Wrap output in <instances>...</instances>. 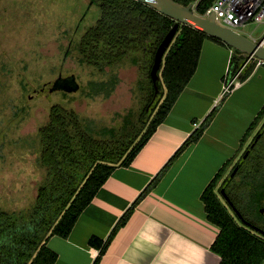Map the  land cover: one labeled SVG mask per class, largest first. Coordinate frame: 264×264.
I'll return each mask as SVG.
<instances>
[{"label":"trees","instance_id":"trees-1","mask_svg":"<svg viewBox=\"0 0 264 264\" xmlns=\"http://www.w3.org/2000/svg\"><path fill=\"white\" fill-rule=\"evenodd\" d=\"M174 1L183 6L193 4L195 13L204 15L214 0ZM93 4L99 9L96 22L81 34L78 29L74 33L77 62L97 73L124 64L136 66L141 106L137 112L130 110L123 115L122 124L137 117L141 125L136 133L125 137L119 126L95 127L65 104H52L46 120L35 133V167L41 178L34 186L29 204L14 209L0 203V264H55L57 254L48 248L47 242L54 236L67 239L81 213L114 170L130 166L195 73L203 42L213 41L233 50L217 39L180 24L163 56L155 91L150 78L154 54L175 22L135 0H93ZM246 59L247 55L233 50L227 76H233ZM255 65V61L249 62L239 81H244ZM1 73L4 74V70ZM54 82L44 84L42 89L28 96L52 93L50 87ZM115 84V77L89 81L84 95L107 98ZM224 99L199 122L119 218L109 236L104 240L97 237L88 240V245L98 251L93 264L99 263L135 205L156 186L171 164L199 141ZM263 118L264 106L241 139V150L245 151L238 160L227 161L200 196L207 220L218 228L210 246L211 252L219 257L218 264H264Z\"/></svg>","mask_w":264,"mask_h":264},{"label":"crops","instance_id":"crops-1","mask_svg":"<svg viewBox=\"0 0 264 264\" xmlns=\"http://www.w3.org/2000/svg\"><path fill=\"white\" fill-rule=\"evenodd\" d=\"M257 28L248 38L256 41ZM232 52L203 42L198 65L175 105L129 167H118L84 209L67 239L51 237L55 264H93L98 251L91 237L106 239L119 218L148 183L215 107L229 71ZM264 106V65L240 81L225 97L199 141L167 169L156 186L133 208L98 264H218L210 246L218 228L210 223L200 196L229 160L241 150V139Z\"/></svg>","mask_w":264,"mask_h":264},{"label":"rangeland","instance_id":"rangeland-1","mask_svg":"<svg viewBox=\"0 0 264 264\" xmlns=\"http://www.w3.org/2000/svg\"><path fill=\"white\" fill-rule=\"evenodd\" d=\"M90 1L0 0V203L14 209L29 204L41 178L35 167V133L52 104H65L95 127L119 126L125 137L141 125L137 117L122 124L123 115L141 106L136 66L124 64L97 73L77 62L75 30L81 34L99 16ZM258 27L262 28L249 25L237 30L248 37ZM112 77L116 84L107 98L84 95L89 81ZM59 78L73 82L68 89L57 87L43 97L28 96Z\"/></svg>","mask_w":264,"mask_h":264},{"label":"water","instance_id":"water-1","mask_svg":"<svg viewBox=\"0 0 264 264\" xmlns=\"http://www.w3.org/2000/svg\"><path fill=\"white\" fill-rule=\"evenodd\" d=\"M135 1L154 9L159 14L164 15L175 22L159 43L154 54L153 64L150 70V78L155 91H157V82L160 79L159 70L163 56L173 41L180 24L194 28L211 38L225 43L233 50L243 53L251 59L262 61L264 63V47H260L254 40H251L238 31L217 24L213 14L206 17L196 14L193 10V4L183 6L174 0ZM91 4H93V0L90 1V5ZM70 82H73L72 78H66L64 80L59 78L52 84L50 91L57 87L68 89Z\"/></svg>","mask_w":264,"mask_h":264},{"label":"built area","instance_id":"built-area-1","mask_svg":"<svg viewBox=\"0 0 264 264\" xmlns=\"http://www.w3.org/2000/svg\"><path fill=\"white\" fill-rule=\"evenodd\" d=\"M195 12V5H193ZM197 14V13H196ZM210 14L214 15L217 24L238 31V28H243L249 25H263L264 26V0H214L212 4L206 9L202 17ZM239 32V31H238ZM260 47H264V31L261 36L255 41ZM233 53V50H231ZM256 62V65H263L262 61L251 59L247 57L245 63L240 69L231 77H226L223 84L222 92L215 102L218 105L222 98L226 97L240 81L239 77L245 66L249 62ZM198 123H193L197 128Z\"/></svg>","mask_w":264,"mask_h":264},{"label":"flooded vegetation","instance_id":"flooded-vegetation-1","mask_svg":"<svg viewBox=\"0 0 264 264\" xmlns=\"http://www.w3.org/2000/svg\"><path fill=\"white\" fill-rule=\"evenodd\" d=\"M261 213L264 215V210H262Z\"/></svg>","mask_w":264,"mask_h":264}]
</instances>
